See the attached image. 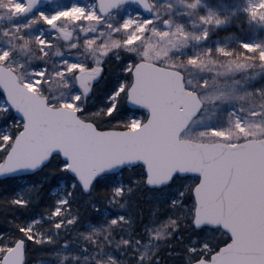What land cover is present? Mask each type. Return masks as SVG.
<instances>
[{"label": "snow or ice", "instance_id": "obj_1", "mask_svg": "<svg viewBox=\"0 0 264 264\" xmlns=\"http://www.w3.org/2000/svg\"><path fill=\"white\" fill-rule=\"evenodd\" d=\"M0 177V264H264V0H0Z\"/></svg>", "mask_w": 264, "mask_h": 264}, {"label": "trees", "instance_id": "obj_2", "mask_svg": "<svg viewBox=\"0 0 264 264\" xmlns=\"http://www.w3.org/2000/svg\"><path fill=\"white\" fill-rule=\"evenodd\" d=\"M236 31H239V29L237 28L236 24L233 23L231 26L221 29L217 33V35L220 37H223L230 32H236ZM14 184H15V181L10 178H0V195L7 194L11 189H13ZM141 205L144 208L145 215H147L149 211V203L147 201H141ZM43 207L44 205H40L37 211H39ZM6 227L7 226L3 222V217L2 215H0V230H4ZM42 251H46V249H41L37 247L34 251L30 252V259L32 261V264L36 263L37 260L42 258L41 256Z\"/></svg>", "mask_w": 264, "mask_h": 264}, {"label": "rangeland", "instance_id": "obj_3", "mask_svg": "<svg viewBox=\"0 0 264 264\" xmlns=\"http://www.w3.org/2000/svg\"><path fill=\"white\" fill-rule=\"evenodd\" d=\"M54 2H58V3H68L69 0H54ZM211 3H219L221 2V0H210ZM223 3H227V4H232L235 2V0H222ZM36 264V263H34Z\"/></svg>", "mask_w": 264, "mask_h": 264}, {"label": "water", "instance_id": "obj_4", "mask_svg": "<svg viewBox=\"0 0 264 264\" xmlns=\"http://www.w3.org/2000/svg\"><path fill=\"white\" fill-rule=\"evenodd\" d=\"M0 178H6V177H0Z\"/></svg>", "mask_w": 264, "mask_h": 264}]
</instances>
